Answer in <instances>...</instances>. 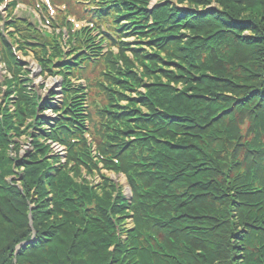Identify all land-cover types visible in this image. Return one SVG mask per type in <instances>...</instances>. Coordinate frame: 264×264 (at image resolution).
I'll return each mask as SVG.
<instances>
[{"label":"trees","instance_id":"obj_1","mask_svg":"<svg viewBox=\"0 0 264 264\" xmlns=\"http://www.w3.org/2000/svg\"><path fill=\"white\" fill-rule=\"evenodd\" d=\"M148 2L83 8L135 35V46L117 40L115 58L101 57L88 34L69 61L54 31L8 19L41 73L56 63L59 105L27 88L25 64L0 32L11 72L0 82V264H264V0H158L151 11ZM102 60L110 67L96 122L70 76L88 79ZM87 117L101 159L87 146ZM48 140L64 145V162ZM99 161L124 174L131 198L102 173L95 185L85 177Z\"/></svg>","mask_w":264,"mask_h":264},{"label":"rangeland","instance_id":"obj_2","mask_svg":"<svg viewBox=\"0 0 264 264\" xmlns=\"http://www.w3.org/2000/svg\"><path fill=\"white\" fill-rule=\"evenodd\" d=\"M9 1V0H7ZM26 2L29 5H19L17 9L12 11V18L15 16L22 17L26 20H28L31 23L36 22L38 26L41 28L43 27L41 21L43 19V16L46 15V12L42 7L34 9L33 7L35 6L36 2L35 0H17V3H22ZM56 3H60L58 0H54ZM74 1V0H72ZM82 1L81 3L77 2L75 3V6H72L73 3L70 2V4H60L57 7L56 11L51 15V19L54 22V24L57 27H63V30L65 31L64 28L66 29H71L73 31L79 30L84 27V29L81 30L79 33L80 35H87L88 32H90V35L93 37H96L95 44L98 43V40L101 38H104L105 41L100 45V48L102 49L101 51V57L107 56V54L111 53V56L115 58V56L119 53V38L125 42H128L131 44V46H135L137 43L135 35L131 34L130 32L126 34H121L119 30L113 31L108 29V26H106L104 23H99L93 21L92 18H88L86 12L83 11V8L85 6H90L93 7L91 3V0H80ZM155 0H151V3H153ZM6 1L4 0V6L7 7ZM32 7V8H29ZM1 8V6H0ZM85 9V8H84ZM2 10V9H0ZM93 10V9H92ZM9 10L7 12L1 11L2 16H6ZM76 13L75 16L72 15V13ZM122 22V21H121ZM2 24V22H0ZM80 27V28H78ZM53 29V27H52ZM10 31L13 29L10 28ZM113 32H116L117 35L113 34ZM185 32V31H184ZM6 35V34H4ZM100 36V37H99ZM94 44V45H95ZM78 45V43H77ZM143 45V44H141ZM1 49V47H0ZM77 49H80L77 53H83L85 48H81V45L77 46ZM144 49V48H143ZM61 50L63 52V56L66 57L69 53H72L74 51V48L67 46V45H62ZM146 51H151V48L146 46ZM1 51V50H0ZM1 54V53H0ZM16 54L19 56V58L22 60V62L25 64V69L27 70V76L30 78V82L27 83V88L31 87L33 91L36 92V94L42 99V100H50L54 104H59L60 101L62 100V90L61 88V80L62 78L60 75L54 73V71L57 69L56 68V63L51 64V70L49 72H44L41 73L40 71V66L37 64V61L34 60L35 54L32 51L27 50L26 53H20L16 52ZM48 54V53H47ZM126 55H128L130 58L133 57V52L131 50H126L125 52ZM47 56V55H46ZM75 57V56H73ZM119 64L121 65V61H119ZM135 67H137L136 62H134ZM110 67L109 63L103 62L99 66V69L95 73H90L89 78L86 79L85 81H82V88H86L87 91V113L89 112L90 116L92 119H94L96 122L98 120L96 110L100 109L102 103L106 101L105 95L101 92L102 88L106 90L108 86V80L106 79V75H104L103 71H105L106 68ZM170 69H173V65L170 66ZM139 71V70H138ZM138 73V72H137ZM4 75H9L6 73L5 69L2 67L0 68V79ZM164 79V78H163ZM30 84V85H29ZM29 85V86H28ZM128 95H134L133 90L126 92ZM53 97V98H51ZM121 104L126 103V100H121ZM12 109V106H8ZM88 114V116H89ZM44 116L48 118H53L55 116V113L51 111L50 109H47L43 112ZM87 126L90 130V136L89 134H85L87 138V142L92 141V148L97 150V145H98V139L94 138L93 134L91 133V128L93 127V122L87 118ZM94 131V129H93ZM95 132V131H94ZM96 133V132H95ZM17 140L20 142V149L19 153L20 155H24L27 153L29 150H31V142L27 139L26 135H22ZM80 143V142H77ZM51 154L58 153L61 156V161H64V156H65V150L61 145L51 143ZM94 153V152H93ZM98 167H101L102 163L101 161L98 162ZM99 173H103L107 177H109L111 180H113L117 185L122 186V191L125 195L129 196L130 191L129 187L126 183L125 176L122 173H115L110 169H105V168H100L99 172H94L93 174H85V177L91 181L93 185L101 181V178L99 176ZM128 223L130 222V219L127 220ZM130 225V223L128 224Z\"/></svg>","mask_w":264,"mask_h":264}]
</instances>
